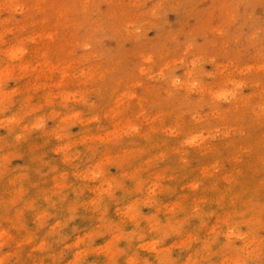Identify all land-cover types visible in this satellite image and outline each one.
Masks as SVG:
<instances>
[{
	"label": "rangeland",
	"instance_id": "374dc122",
	"mask_svg": "<svg viewBox=\"0 0 264 264\" xmlns=\"http://www.w3.org/2000/svg\"><path fill=\"white\" fill-rule=\"evenodd\" d=\"M0 264H264V0H0Z\"/></svg>",
	"mask_w": 264,
	"mask_h": 264
}]
</instances>
